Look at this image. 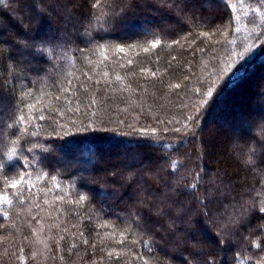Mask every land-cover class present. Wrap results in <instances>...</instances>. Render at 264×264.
<instances>
[{
    "label": "trees",
    "instance_id": "16d2710c",
    "mask_svg": "<svg viewBox=\"0 0 264 264\" xmlns=\"http://www.w3.org/2000/svg\"><path fill=\"white\" fill-rule=\"evenodd\" d=\"M19 1L0 0V40L43 43L23 49L24 59L41 62L30 67L16 57L21 48L0 45V264H212L214 256V264H264V213L222 234L225 246L192 247L132 198L154 169L146 161L164 167L161 175H187L198 188L204 168L226 169L232 179L241 171L225 159L215 169L189 151L214 106L229 110L227 94L264 67L262 0H63L52 15L36 0ZM14 9L27 11L31 25L16 27ZM155 16L170 23L137 29ZM13 27L17 33L3 37ZM207 142V160L215 162L214 142ZM258 144L264 159V139ZM117 146L128 147V156L94 167L98 150ZM248 152L260 172L236 192L259 203L264 163ZM202 224L189 232L194 241L211 237ZM164 244L170 249L161 253Z\"/></svg>",
    "mask_w": 264,
    "mask_h": 264
},
{
    "label": "rangeland",
    "instance_id": "374dc122",
    "mask_svg": "<svg viewBox=\"0 0 264 264\" xmlns=\"http://www.w3.org/2000/svg\"><path fill=\"white\" fill-rule=\"evenodd\" d=\"M20 1H19L20 4L25 2L24 0H20ZM36 1L39 3V8H41V12L50 14V15H52L51 11L53 10L56 12L58 10L57 7L60 5V3L63 2V0H47V2L45 1L46 2L45 4L43 0H36ZM64 1H67V0H64ZM18 6H20L18 3L15 4L16 8ZM213 6L214 5L212 4V7ZM217 8H219V6L215 5L213 10H216ZM10 15H11V18L14 20L15 24H17L16 27L20 28L21 24L24 25V23L25 24L28 23L31 25L32 23L30 22V18L28 17L29 13L27 11H23L21 9L20 10L14 9L10 11ZM22 21H24V23ZM148 23L149 24L141 25L137 29L143 33H147L148 31L156 28L157 23L160 24V23H170V22H169V19L166 17L160 18V17L155 16L154 18L152 17L148 18ZM1 25L2 26L4 25V20H2ZM98 28L100 27H95V28L93 27V30H95L96 32ZM0 30L2 31V29ZM15 33H17V28L13 27L11 31L9 29L8 30L5 29V35H3V37L13 36ZM188 39L189 37L186 36L185 40H188ZM16 57L19 59L25 58L23 49L19 50V55ZM24 62H25L24 64L26 67H30L31 65L41 64V62H37V61L35 62L31 60L27 61V59H24ZM179 62H180L179 59H176L173 61L174 64H178ZM258 70L259 69H257L256 71ZM256 71L254 73H256ZM261 71L263 74V70ZM36 73L39 74V72L37 71L34 72L33 74H36ZM2 75H3V72L0 71V77ZM253 75H250L248 78L245 79L244 82H242L234 90H232V92H230V95L227 94L228 99L224 100L223 104L230 106L229 110L224 109V107H222L221 106L222 104H221L219 105L217 110L212 112L211 114L212 116L210 117V119H208L207 123L204 124V126L201 129L202 137L199 138V140L197 139L196 147L194 148V150L189 151L190 155L192 154L197 157L202 156V159H204V161H206L208 165L209 163L210 164L212 163L215 169H216V165L218 166V162H219V165L222 164V162L219 161L221 159L227 160V164L232 169L236 167V164L241 165V171H239V173H235L233 177V180H235L237 183L242 182L240 184L241 186H244L246 184V180H251V178L254 175L258 174L260 172L259 169L261 168V165L258 168V166L256 165V162L245 163V161L248 160L246 159V157L248 158V154H249L248 151L250 150L251 155L254 151L258 152L256 160H258V162L260 161V163H264V159H260L259 152L261 150V147H260V144H258V142L260 143V140L264 139V134H263L264 124L262 123V121H264V106H263L264 102H262V100L264 99V79L261 80L260 87H259L256 85V82H255V79L257 78H255V76ZM38 76L39 75H37L36 77ZM26 77L28 80H34V78H36L35 76L33 77L29 74H26ZM1 85L8 86V83H3ZM259 90H261V93H259ZM0 104H2V102H0ZM218 114L219 116L220 115L225 116L223 117L224 121L220 120L219 117H217ZM1 121H2V118L0 119V122ZM250 128H253V130H250ZM256 128L258 129L256 130ZM260 129H263V131ZM251 132H254V134L259 136L260 139L257 141H250L249 136ZM207 139L213 140L214 142L213 151L214 153H216V157H217L215 162L212 160L211 161L207 160L208 159L207 154L210 151ZM184 144L188 146V149H191L190 148L191 142H189V144L187 142H184ZM247 145L249 146V148L247 149L248 151L245 149ZM110 149H115V148L109 147L108 149V147H105L104 151L106 150L109 151ZM128 153L125 155L128 156ZM122 156L125 158L124 154H122ZM110 160L112 159L105 160V162L106 163L107 161L110 162ZM76 164H80V162L71 163V165H76ZM144 165H147L150 167L152 166L154 167V169L160 172L164 170V167L156 165V162L151 163V162L146 161ZM82 166H84L85 168L86 167L89 168V164L86 162H83ZM204 170L208 171L207 168H204ZM137 185H140V183H138ZM133 189L134 190H132V192H135L136 186H134ZM97 195L101 197V196H104L105 193L100 192V193H97ZM132 198L134 200L136 199L133 194H132ZM137 206L140 207L143 205L138 203ZM147 226L152 227L153 224H148ZM200 229L202 230V233L203 232L205 233V230L209 231L211 234V237H207L206 236L207 234L203 233L204 234L203 238L199 240L198 239L195 240V241H198V243H196L197 247L198 246L206 247V246L215 245L216 242H218L222 246H225L226 242H228V240L225 241L223 235L218 234V231L213 227L204 225V227L203 228L200 227ZM214 237L216 238V240L213 239ZM232 242L236 244L237 243L236 238L232 239ZM169 249H170L169 246L164 244L160 247V252L165 253V251H168ZM184 256L186 257V259H188L189 262L192 260L196 261V257H193L190 254H184ZM215 257L217 258V256L211 257L210 263L214 261H216L217 263L218 260ZM172 262H174L175 264L178 263L173 259H172Z\"/></svg>",
    "mask_w": 264,
    "mask_h": 264
},
{
    "label": "snow or ice",
    "instance_id": "6c2138e0",
    "mask_svg": "<svg viewBox=\"0 0 264 264\" xmlns=\"http://www.w3.org/2000/svg\"><path fill=\"white\" fill-rule=\"evenodd\" d=\"M4 43L21 49L36 48L38 50L43 42L29 36L24 38L13 36L11 41L0 40V45ZM2 55L3 53L0 52V57ZM19 119L23 121L24 117L21 116ZM251 162V158L245 161V163ZM116 174V172L112 173L113 176ZM196 175L200 181V188L195 183H189L187 175L176 176L174 173L161 175L158 170L149 169L145 173L144 184L137 185L133 195L139 204L147 207L171 229L172 235L183 233L182 239L192 247H195L198 241H194L189 232L196 230L200 220L204 222L200 225L201 228L207 225L215 228L218 234H225L227 230L243 227L251 213L255 211L264 213V206H261L264 205V201L258 203L253 198L249 203L243 200L236 192L237 182L232 179L226 169H216L211 174L201 170ZM18 183H23V177L20 181H14L11 187H17ZM201 188L203 195H201ZM176 221H180L185 227H177ZM23 258V256L20 257V259Z\"/></svg>",
    "mask_w": 264,
    "mask_h": 264
},
{
    "label": "bare ground",
    "instance_id": "6f19581e",
    "mask_svg": "<svg viewBox=\"0 0 264 264\" xmlns=\"http://www.w3.org/2000/svg\"><path fill=\"white\" fill-rule=\"evenodd\" d=\"M262 68H264V67H262V66L260 67L259 66V68H258L259 70L256 71V73H254V75H253V76H255V78H257V79H255V82H256V85L259 86V87H260L261 80L264 79V74L260 75V70ZM259 87H258V89H259ZM216 106L217 105L214 106V110L213 111L217 110ZM204 120H205V122L203 123V125L206 124L207 121H208L206 118ZM106 151H108V150H106ZM106 151L98 150L97 157H96L97 160H96V163H95L94 167H98L100 165L101 161H104V160L109 159L111 157L112 158L122 157V154L125 155V154H127L129 152L128 147H126V146H117V147H115V149H110L108 152H106Z\"/></svg>",
    "mask_w": 264,
    "mask_h": 264
}]
</instances>
